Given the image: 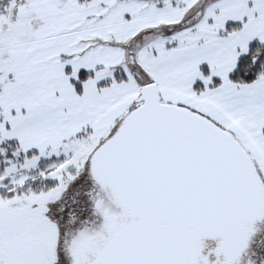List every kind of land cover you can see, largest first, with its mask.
Returning a JSON list of instances; mask_svg holds the SVG:
<instances>
[{
  "label": "snow or ice",
  "instance_id": "1",
  "mask_svg": "<svg viewBox=\"0 0 264 264\" xmlns=\"http://www.w3.org/2000/svg\"><path fill=\"white\" fill-rule=\"evenodd\" d=\"M0 264H264V0H0Z\"/></svg>",
  "mask_w": 264,
  "mask_h": 264
}]
</instances>
